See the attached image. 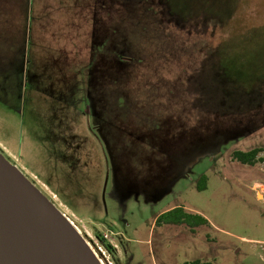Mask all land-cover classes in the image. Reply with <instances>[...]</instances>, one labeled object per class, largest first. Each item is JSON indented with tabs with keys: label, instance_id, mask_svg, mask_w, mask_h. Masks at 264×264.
I'll return each mask as SVG.
<instances>
[{
	"label": "rangeland",
	"instance_id": "1",
	"mask_svg": "<svg viewBox=\"0 0 264 264\" xmlns=\"http://www.w3.org/2000/svg\"><path fill=\"white\" fill-rule=\"evenodd\" d=\"M6 6L0 152L104 261L264 264V0ZM49 19L68 66L23 44ZM255 148V165L233 158ZM175 207L211 225H158Z\"/></svg>",
	"mask_w": 264,
	"mask_h": 264
},
{
	"label": "water",
	"instance_id": "2",
	"mask_svg": "<svg viewBox=\"0 0 264 264\" xmlns=\"http://www.w3.org/2000/svg\"><path fill=\"white\" fill-rule=\"evenodd\" d=\"M66 218L0 152V264H101Z\"/></svg>",
	"mask_w": 264,
	"mask_h": 264
},
{
	"label": "crops",
	"instance_id": "3",
	"mask_svg": "<svg viewBox=\"0 0 264 264\" xmlns=\"http://www.w3.org/2000/svg\"><path fill=\"white\" fill-rule=\"evenodd\" d=\"M21 2H24V0H21ZM22 5H23V3L20 5L19 8L22 9V12H26ZM27 5H28V11H29L28 14L30 16V2H28ZM36 7H37V5H35L34 11H35ZM7 10H8V8L6 6V0H0V14H2L1 15L2 20L0 21V39H2L3 37H5V39H6V17L5 16H6V11ZM59 10L63 11V10H65V8L62 7L61 9L59 8ZM35 14L39 15V13H36V12H35ZM36 18H37V22H36V24H37V23L40 22V19H39V16H36ZM51 22H52V20L49 19L48 22L44 23V26H42V27L40 25H39V27L35 25V29L33 28L31 36H30V32L27 31V26H24L26 36H25V41L23 42V44L25 46H27L29 44L30 40L33 38V39H35V42L37 43L35 45V48H34L37 60L39 58V51L41 52V54H42V51H45L46 53L52 54V55H49V56L51 57L50 59H52V61H54V63H57V61L59 62V60H64L63 64L68 66L69 62L73 63V52L71 51L72 53L71 52L69 53L66 44H64V43H62L60 41L51 42L53 40V37L51 35V32H52ZM45 26H47V30L46 31L44 29ZM33 27H34V25H33ZM28 33H29V39L26 41ZM48 36H51L52 40L51 39H47ZM57 42H60V43H57ZM26 49L27 48H25V49L22 48V53L23 52L25 53ZM69 58H70V61L67 62ZM50 61L51 60H49V62ZM5 62H6V60H5ZM41 62L42 61H40V63ZM3 65L6 66V64H3ZM0 76L5 77V82H6V69L5 70H0ZM0 89H3L2 86H1V81H0ZM4 93H5V95H3L4 96V103H6V84H4ZM143 191H146L145 193L148 192L147 190H143ZM118 199H121V196H119Z\"/></svg>",
	"mask_w": 264,
	"mask_h": 264
},
{
	"label": "trees",
	"instance_id": "4",
	"mask_svg": "<svg viewBox=\"0 0 264 264\" xmlns=\"http://www.w3.org/2000/svg\"><path fill=\"white\" fill-rule=\"evenodd\" d=\"M263 151L262 148H255L250 151L237 150L233 154V158L242 162L243 164L255 165L262 158H259V153ZM208 176L202 175L198 181V189L205 190L207 188ZM157 224H187L191 228H196L203 225H211L210 221L199 213L190 212L184 207H175L171 210L165 211L157 218ZM186 264H210V262H203L200 260L192 261Z\"/></svg>",
	"mask_w": 264,
	"mask_h": 264
},
{
	"label": "bare ground",
	"instance_id": "5",
	"mask_svg": "<svg viewBox=\"0 0 264 264\" xmlns=\"http://www.w3.org/2000/svg\"><path fill=\"white\" fill-rule=\"evenodd\" d=\"M261 184V183H260ZM263 186V185H262ZM66 220L69 222V224L76 230V232L78 234H80L82 236V238L86 241V243L88 244V246L91 248L93 254L95 255V257L98 259V261L101 264H107L104 259L99 255V253L93 248V246L90 244V242L85 238V236L83 235V233L80 231L79 228H77V226L74 224V222L66 215Z\"/></svg>",
	"mask_w": 264,
	"mask_h": 264
},
{
	"label": "built area",
	"instance_id": "6",
	"mask_svg": "<svg viewBox=\"0 0 264 264\" xmlns=\"http://www.w3.org/2000/svg\"><path fill=\"white\" fill-rule=\"evenodd\" d=\"M256 186V185H255ZM258 187H261V186H256V188H258ZM110 237L111 236H109L108 234H106L105 235V238H107V239H110ZM93 246V245H92ZM94 247V246H93ZM95 249V248H94ZM99 249L101 250V251H103L102 249H101V247H99ZM96 250V249H95ZM97 251V250H96Z\"/></svg>",
	"mask_w": 264,
	"mask_h": 264
}]
</instances>
